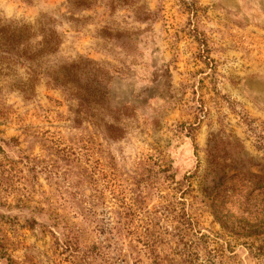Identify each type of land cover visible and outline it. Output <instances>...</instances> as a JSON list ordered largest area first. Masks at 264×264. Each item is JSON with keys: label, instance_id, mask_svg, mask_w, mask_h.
I'll use <instances>...</instances> for the list:
<instances>
[{"label": "rangeland", "instance_id": "374dc122", "mask_svg": "<svg viewBox=\"0 0 264 264\" xmlns=\"http://www.w3.org/2000/svg\"><path fill=\"white\" fill-rule=\"evenodd\" d=\"M240 170L264 0H0V264H264L209 211Z\"/></svg>", "mask_w": 264, "mask_h": 264}, {"label": "trees", "instance_id": "16d2710c", "mask_svg": "<svg viewBox=\"0 0 264 264\" xmlns=\"http://www.w3.org/2000/svg\"><path fill=\"white\" fill-rule=\"evenodd\" d=\"M211 166H217L214 159ZM208 207L222 232L253 247L252 241L264 235V173L233 171L217 180ZM137 242L147 248L151 264H160L154 238L142 236Z\"/></svg>", "mask_w": 264, "mask_h": 264}]
</instances>
